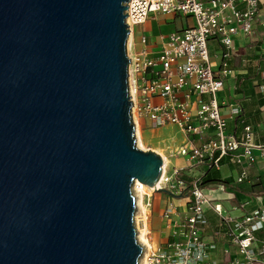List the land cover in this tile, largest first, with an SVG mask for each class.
Here are the masks:
<instances>
[{
  "label": "water",
  "instance_id": "obj_1",
  "mask_svg": "<svg viewBox=\"0 0 264 264\" xmlns=\"http://www.w3.org/2000/svg\"><path fill=\"white\" fill-rule=\"evenodd\" d=\"M129 0H0V264H138Z\"/></svg>",
  "mask_w": 264,
  "mask_h": 264
},
{
  "label": "built area",
  "instance_id": "obj_2",
  "mask_svg": "<svg viewBox=\"0 0 264 264\" xmlns=\"http://www.w3.org/2000/svg\"><path fill=\"white\" fill-rule=\"evenodd\" d=\"M127 4L124 21L130 37L136 26L156 13L178 12L194 20L187 28L161 34L158 48L149 46L143 35L139 50H132L131 41L129 49L126 48L130 59L126 83L133 127L137 123L140 132L142 117L149 119V129L176 126L187 138L173 148V153L186 157L191 168L197 164L204 167L190 180L182 168L170 171L166 165L163 170L156 187L162 186L177 196L189 183L182 192L186 201L183 208L170 201L161 211L160 217L165 220L164 240H154L148 225L152 196L157 191L139 184L146 211L143 234L146 242L139 239L134 214L142 251L138 264H264L262 196H249L225 208L224 201L233 198L227 190L228 182H223L222 177L218 183L205 187L201 184L209 169L219 168L227 157L243 166L242 172L229 183L241 184L248 176L247 168L256 164L259 156L264 157V143L256 141L249 124H243L239 138L228 129V120L222 114L226 101L216 98L225 86V79L234 75L229 67L230 59L236 54L233 37L249 35L258 17H264V3L261 5V0H129ZM212 40L220 47L213 55L208 48ZM230 115L241 117V105H232ZM192 136H197L199 141ZM217 191L218 195H227L216 197L213 193ZM210 209L217 220L211 233H206L205 228L210 225L206 212ZM139 212L142 215L140 209Z\"/></svg>",
  "mask_w": 264,
  "mask_h": 264
},
{
  "label": "crops",
  "instance_id": "obj_3",
  "mask_svg": "<svg viewBox=\"0 0 264 264\" xmlns=\"http://www.w3.org/2000/svg\"><path fill=\"white\" fill-rule=\"evenodd\" d=\"M201 2H207L208 0H200ZM264 0H261L263 5ZM159 16L161 19H159ZM150 21L146 30H142L141 25ZM194 20L190 16L182 15L178 12H172V14L156 13L150 16L142 24H139L134 28V34L132 36V50H139L141 47L140 36L147 37L149 46H159V37L161 34H166L172 30H179L187 28L193 25ZM212 44L209 47V51L213 55L220 51L219 45L215 41H211ZM233 44L236 54L230 59L229 67L233 70V76L225 79V86L218 101H226V104L222 108V114L228 120V129L239 138L241 136V130L244 123L249 124L252 127L253 132L256 134V141L264 143V17L261 15L256 20L252 31L249 35L245 36L238 34L233 37ZM216 60L213 59V63L216 64ZM217 93V94H218ZM217 98V97H216ZM241 105V117L230 115V109L232 105ZM143 127L149 131H159L158 129H149V119L141 118ZM244 121V122H241ZM162 140L169 145L166 147L169 149V155L173 156L168 158L167 168L173 170V168H182V172L186 173L185 177L190 180L194 174L199 170L204 169L202 165H194L191 168L188 165L186 157L173 153V148L180 145L187 137L184 133H175L171 137L159 134ZM195 140L199 141L197 136H192ZM191 137V138H192ZM257 152V151H256ZM190 168L192 171H190ZM243 166L234 163L230 157L221 161L219 168H214L213 171H218L219 176L224 179H228V192L233 194V198L224 201V207L230 206V203L243 200L246 197L261 195L264 201V157L259 156L258 161L254 165H250L247 168L248 176L241 184H231L234 178H236L242 172ZM188 173V174H187ZM260 190V191H259ZM259 191V192H257ZM213 193V192H212ZM211 193V194H212ZM152 197V209L148 216V225L151 228V235L154 240H161L165 235L164 224L165 220L160 217L163 207L173 200L153 201ZM175 205H178L180 209L183 208L186 201L182 198V201H173ZM206 217L209 219V224L205 231L211 233L213 230V224L217 220L214 212L210 209L206 212Z\"/></svg>",
  "mask_w": 264,
  "mask_h": 264
},
{
  "label": "rangeland",
  "instance_id": "obj_4",
  "mask_svg": "<svg viewBox=\"0 0 264 264\" xmlns=\"http://www.w3.org/2000/svg\"><path fill=\"white\" fill-rule=\"evenodd\" d=\"M159 19H161V17L159 16ZM150 21H148L146 24L144 25H141V28L142 30H146V27H148ZM212 42L209 41L208 42V48L211 46ZM221 96V93H218L216 94V97L217 99H219ZM175 133H180L178 128L175 126H163V127H160L159 131H149L147 130L145 127H142V129L140 130V132L138 131V136H135V144H136V147L141 149V150H146V149H149L153 152H156L158 154H161V155H165L167 158H170L172 157L173 155L170 154L169 155V152H168V148L166 147L167 145H169V142L166 141V143L162 140V136L159 135V134H163L165 136H168V137H171L172 134H175ZM133 185V184H132ZM144 190H146L147 192H149L148 188L147 187H144ZM132 193L133 195L135 196V202L137 200V191L134 190V188H132ZM214 196H223L225 197L227 194H219L218 195V191L216 193H213ZM154 198H153V201L155 202V200H158L160 201L159 205H161L162 203V200L165 201V200H173V201H177L180 199V201H182V197L180 198H174L172 197L170 194H168L167 192H164V191H157L153 194ZM152 196V197H153ZM140 202H141V198H140ZM137 204V203H136ZM142 206H143V203L141 202ZM234 203H232L233 205ZM138 206V205H137ZM230 206H231V203H230ZM144 210H142L139 206L136 208L134 214H135V218H136V221L138 223V229L140 230L141 226H140V222L139 221L140 219H143L145 217V207L143 206ZM139 209L141 210V212L143 213L142 215L140 214L139 212ZM152 209V208H151ZM140 217V218H139ZM145 219V218H144ZM162 240H164V237H162Z\"/></svg>",
  "mask_w": 264,
  "mask_h": 264
},
{
  "label": "bare ground",
  "instance_id": "obj_5",
  "mask_svg": "<svg viewBox=\"0 0 264 264\" xmlns=\"http://www.w3.org/2000/svg\"><path fill=\"white\" fill-rule=\"evenodd\" d=\"M128 38H127V43H126V48H127V50L129 49V45H130V43H131V41H132V37H130V36H127ZM138 124L137 123H135V128H134V135L135 136H137V137H139L138 136ZM153 152V151H152ZM156 153V152H155ZM162 158H163V170L165 171V167H166V165H167V162H168V158L163 154L162 155ZM133 185V188H134V190L135 191H137V200H136V202H137V205L142 209V210H144V208H143V206H142V204H141V202H140V198L142 199V193L140 192V191H138V187H139V184H142V183H140L138 180H134L133 181V183H132ZM144 188V187H143ZM149 190V189H148ZM143 214V213H142ZM139 221H141L140 222V226H141V228H140V230H139V232H138V235H139V239L142 241V242H146V238H145V236L143 235L144 234V231H145V225H146V222H145V219L143 218V219H140ZM142 223H143V225H142Z\"/></svg>",
  "mask_w": 264,
  "mask_h": 264
},
{
  "label": "trees",
  "instance_id": "obj_6",
  "mask_svg": "<svg viewBox=\"0 0 264 264\" xmlns=\"http://www.w3.org/2000/svg\"><path fill=\"white\" fill-rule=\"evenodd\" d=\"M180 176H182V172H179ZM222 181L221 177L219 176L218 171H213V169H209V171L206 173V176H204L201 180L202 186H207L210 183H218ZM223 182H228V179H224ZM260 191V190H259ZM257 191V192H259Z\"/></svg>",
  "mask_w": 264,
  "mask_h": 264
}]
</instances>
